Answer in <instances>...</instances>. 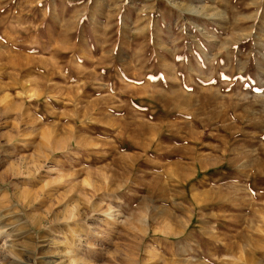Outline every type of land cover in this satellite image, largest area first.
Segmentation results:
<instances>
[{"label":"rangeland","instance_id":"1","mask_svg":"<svg viewBox=\"0 0 264 264\" xmlns=\"http://www.w3.org/2000/svg\"><path fill=\"white\" fill-rule=\"evenodd\" d=\"M0 264H264V0H0Z\"/></svg>","mask_w":264,"mask_h":264}]
</instances>
